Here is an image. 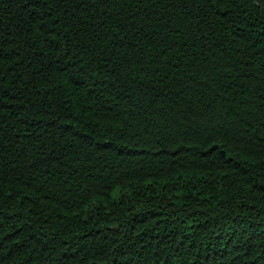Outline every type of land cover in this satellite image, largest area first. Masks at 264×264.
Returning a JSON list of instances; mask_svg holds the SVG:
<instances>
[{
    "label": "trees",
    "instance_id": "16d2710c",
    "mask_svg": "<svg viewBox=\"0 0 264 264\" xmlns=\"http://www.w3.org/2000/svg\"><path fill=\"white\" fill-rule=\"evenodd\" d=\"M0 264H264V0H0Z\"/></svg>",
    "mask_w": 264,
    "mask_h": 264
}]
</instances>
